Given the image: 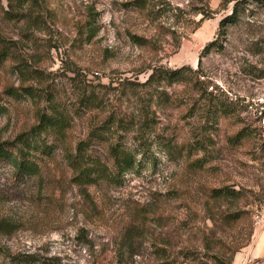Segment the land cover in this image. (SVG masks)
<instances>
[{
  "label": "rangeland",
  "instance_id": "rangeland-1",
  "mask_svg": "<svg viewBox=\"0 0 264 264\" xmlns=\"http://www.w3.org/2000/svg\"><path fill=\"white\" fill-rule=\"evenodd\" d=\"M138 1L0 0V264H264V0Z\"/></svg>",
  "mask_w": 264,
  "mask_h": 264
},
{
  "label": "trees",
  "instance_id": "trees-1",
  "mask_svg": "<svg viewBox=\"0 0 264 264\" xmlns=\"http://www.w3.org/2000/svg\"><path fill=\"white\" fill-rule=\"evenodd\" d=\"M137 7L145 6L143 0H139ZM235 23L237 21L236 14L233 12L230 16L226 17L223 21ZM212 43L211 45H213ZM208 48V47H207ZM208 50V49H207ZM189 70L194 72L189 67H182L174 70H164L163 68L155 67L152 69V72L148 78V81H152L154 78L158 77V81L167 80L169 83H178L186 79L184 72ZM4 112V108L0 106V114ZM57 126V127H56ZM61 128V121L58 117H44L40 119V124L34 127L31 130V134L40 133L46 129ZM28 134L20 135L16 141L7 142L0 144V159L10 162L18 171H22L28 175L34 176L39 172L38 163L32 159L28 154L30 146L28 143ZM21 145V147L19 146ZM86 143L81 142L78 147V154L72 155V162L76 165V169L79 170V173L76 175L75 179L80 184H95L98 180L108 179L113 174L109 173V170L105 167L100 166V162H97L91 158L87 153ZM15 148L17 153L15 154L12 149ZM113 156L115 158V166L118 169V174L126 173L127 171L134 168L136 165V158L131 154L121 152L119 149H113ZM234 192V191H231ZM215 197H222L224 189L214 190Z\"/></svg>",
  "mask_w": 264,
  "mask_h": 264
},
{
  "label": "built area",
  "instance_id": "built-area-1",
  "mask_svg": "<svg viewBox=\"0 0 264 264\" xmlns=\"http://www.w3.org/2000/svg\"><path fill=\"white\" fill-rule=\"evenodd\" d=\"M264 222V214L259 217L258 223Z\"/></svg>",
  "mask_w": 264,
  "mask_h": 264
}]
</instances>
